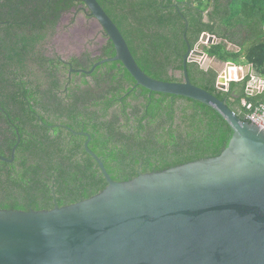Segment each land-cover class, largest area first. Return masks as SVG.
Here are the masks:
<instances>
[{
  "label": "trees",
  "instance_id": "16d2710c",
  "mask_svg": "<svg viewBox=\"0 0 264 264\" xmlns=\"http://www.w3.org/2000/svg\"><path fill=\"white\" fill-rule=\"evenodd\" d=\"M97 1L150 77L181 81L188 44L193 47L203 32L230 39L240 25L255 39L246 52L229 50L223 41L206 44L203 50L237 66L244 56L264 76V0ZM208 7L212 11L204 21ZM73 8L92 16L82 0H0V156L10 158L19 135L13 162L0 160V209L48 210L103 190L107 182L85 151L86 136L80 131L90 135L89 148L117 181L217 156L233 134L214 108L137 85L120 61L99 64L91 74L71 71L72 81L65 86L58 73H68V65L34 47L45 31L54 33L63 13ZM231 30L235 33L227 36ZM86 54L87 66L71 56L75 68L88 70L114 56L115 49L108 38L98 54ZM31 57L50 74L49 83H35L39 76L30 78ZM186 64L194 85L223 100L242 119L247 120L243 99L264 103V92L247 93L249 76L223 90L214 69L197 61Z\"/></svg>",
  "mask_w": 264,
  "mask_h": 264
},
{
  "label": "water",
  "instance_id": "95a60500",
  "mask_svg": "<svg viewBox=\"0 0 264 264\" xmlns=\"http://www.w3.org/2000/svg\"><path fill=\"white\" fill-rule=\"evenodd\" d=\"M111 40L115 55L81 71L91 74L104 62L120 61L137 85L181 95L219 112L233 134L220 154L163 170L140 172L117 181L97 162L107 185L88 198L51 209H0V264H264V130L242 119L207 90L194 85L187 62L202 67L201 43L220 38L203 32L183 55L181 81L147 75L135 61L117 25L97 0H82ZM185 30H187V19ZM226 62L217 86L235 80ZM239 77L241 68L236 67ZM241 80V79H239ZM13 146L10 158L13 162Z\"/></svg>",
  "mask_w": 264,
  "mask_h": 264
},
{
  "label": "flooded vegetation",
  "instance_id": "af4514ba",
  "mask_svg": "<svg viewBox=\"0 0 264 264\" xmlns=\"http://www.w3.org/2000/svg\"><path fill=\"white\" fill-rule=\"evenodd\" d=\"M79 9L80 8H76V9L73 8L71 10H73V12H75V13H81V14L84 13L83 16L86 19H90L91 17H93V16H89L90 14L88 12H83V11H81ZM62 16H61V18L58 21L56 29H57V27L60 24ZM81 28L83 30V33L86 34L87 33L86 28H83L82 26H81ZM90 29H92V28L90 27ZM78 32H79V27H78V29L72 30L71 34L68 37H63L62 38L61 36L56 35V37H55L56 40L54 39V47L56 48V47L59 46V50H61L62 48L65 49V50H69L70 48H74L75 46L76 47L79 46V50L81 51L80 52L81 55L80 54H78V55L72 54V55H70L68 57H63L62 55L56 54V53H54V51L50 50V34H51V30L45 31V33H44L45 36L43 38H41L40 40H38L37 43H36V46L34 47V49L37 50L39 54H42V55H44L45 57H48V58H50V56L55 54L62 61H64V63H65L64 65H68V73H66V72L62 73V74L58 73L60 75V80L65 82V86H67L69 84V82L72 81V75H70V72L72 71V69L73 70H79V69H84L85 68V67L75 68L74 65H73V61H71V59H70L71 56L77 57L82 66H87V64L89 62L88 61V55L86 54L84 49H82V46H81L82 41H81V38L79 37ZM100 36H101V42L99 43V45L97 46V49L95 50L94 54H92V55H95L96 53L98 54L100 52V49H101L102 45L108 39V37H107L106 33L104 32L102 27H101V31H100ZM65 40H67V42ZM69 41L72 44V47H69ZM42 42L47 43V45H44L46 47V52L38 49V44H40ZM51 48H53V47H51ZM36 55H37V53H36ZM28 62H30V67L33 69V73L30 74V78L32 79V78H36V76L37 77L39 76L38 80L32 79V80H34L35 83H37L39 81H44V82L46 81L48 83L50 82V74L48 76V74L44 73V70H43L42 66L38 65L36 62H33V58L32 57L30 58V61H28ZM85 70H86V68H85ZM89 80L93 81V78L89 77Z\"/></svg>",
  "mask_w": 264,
  "mask_h": 264
},
{
  "label": "rangeland",
  "instance_id": "374dc122",
  "mask_svg": "<svg viewBox=\"0 0 264 264\" xmlns=\"http://www.w3.org/2000/svg\"><path fill=\"white\" fill-rule=\"evenodd\" d=\"M83 12H86V10ZM83 14L75 13L73 12V10H69L63 13L60 24L56 29L57 32L55 31L54 33L50 34V50L54 51V53L56 54L62 55L63 57H68L72 54H76V55L80 54L81 51L79 50V46L78 47L75 46L74 48H70L69 50H65L63 48L59 50V46L56 48L54 47V39L56 40L55 38L56 35L61 36L62 38L68 37L71 34L72 30L78 29L79 27L78 34L82 41L81 43L82 49H84L86 53L88 52L91 55L94 54L95 50L97 49V46L101 42V36H100L101 26L99 25V23L97 22L95 18L91 17L90 19H86L83 16ZM81 26L83 28H86L87 30L86 34L83 33ZM90 27L92 29H90ZM65 41L67 42V40ZM40 44H38V49L46 52V47L44 45H47V43L42 42ZM206 44L207 43H201L199 47L203 49V46ZM69 47H72V44L70 43V41H69ZM210 65L213 67L215 66V64H213L210 61V59L209 60L207 59L203 65V68L210 66Z\"/></svg>",
  "mask_w": 264,
  "mask_h": 264
},
{
  "label": "crops",
  "instance_id": "0c3cea01",
  "mask_svg": "<svg viewBox=\"0 0 264 264\" xmlns=\"http://www.w3.org/2000/svg\"><path fill=\"white\" fill-rule=\"evenodd\" d=\"M211 11H212V7H208L207 10L204 13V21H208L207 13H209ZM244 20H245V23H247L248 20H249L248 16H245ZM187 22H188V20H187ZM185 24H186V20H185ZM206 33H208V32H206ZM234 33L235 32L231 30V32H226L225 34L227 36H229L230 34H234ZM208 34H210V33H208ZM262 34L264 35V26L262 28ZM211 35H214V34H211ZM215 36L218 37L217 35H215ZM218 38H220L221 41L226 43L227 48L229 50H232V51H239L240 50L241 52H244V51L246 52L247 49L252 45V43L255 42L254 37L251 36V33H250V31H248V27L246 25L245 26L240 25V27H238V30H236V34L235 35H231L230 39H226V38H222V37H218ZM256 42H257V39H256ZM261 42H264V40L261 41ZM207 57H208L207 59L208 60L210 59V61L213 64H215V66L213 67V66L210 65V66H207V67H204V68L206 69V68L211 67L212 69H214L219 74V72L224 68V65H225L226 62L218 60L217 58H214V57H209L208 55H207ZM261 59L264 61V56H263L262 50H261ZM240 60H241L242 64L239 65L238 67L241 68L242 76L240 78H237V79L234 78L235 80H233V81H239V79L242 80L246 76H249V79H248V82H247V86L248 85H253V80H257L260 84L264 85V76L260 75L254 69L252 63L246 62L244 56H242L240 58ZM234 65L237 67L236 64H234ZM247 93L255 95L256 92L247 91ZM257 93H260V92H257ZM243 101H245V99L242 100V103H243Z\"/></svg>",
  "mask_w": 264,
  "mask_h": 264
},
{
  "label": "built area",
  "instance_id": "2783aa9c",
  "mask_svg": "<svg viewBox=\"0 0 264 264\" xmlns=\"http://www.w3.org/2000/svg\"><path fill=\"white\" fill-rule=\"evenodd\" d=\"M246 90L249 92H264V85L253 80V85H248ZM242 105L246 108L245 118L247 121L255 124L260 129L264 130V103H252L243 101Z\"/></svg>",
  "mask_w": 264,
  "mask_h": 264
},
{
  "label": "bare ground",
  "instance_id": "6f19581e",
  "mask_svg": "<svg viewBox=\"0 0 264 264\" xmlns=\"http://www.w3.org/2000/svg\"><path fill=\"white\" fill-rule=\"evenodd\" d=\"M229 73H230V76L233 77V78H236L237 79L239 77V72L236 69V67L230 69L229 70Z\"/></svg>",
  "mask_w": 264,
  "mask_h": 264
}]
</instances>
